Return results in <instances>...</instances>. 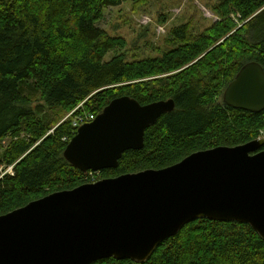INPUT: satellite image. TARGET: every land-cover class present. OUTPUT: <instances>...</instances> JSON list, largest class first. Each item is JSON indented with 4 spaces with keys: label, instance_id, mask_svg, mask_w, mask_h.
Instances as JSON below:
<instances>
[{
    "label": "trees",
    "instance_id": "obj_1",
    "mask_svg": "<svg viewBox=\"0 0 264 264\" xmlns=\"http://www.w3.org/2000/svg\"><path fill=\"white\" fill-rule=\"evenodd\" d=\"M127 1L0 0V216L95 179L162 170L264 135V111L221 102L245 64L264 69V0H220L215 25L197 35L173 28L158 57L141 59H130L126 40L99 27L107 9ZM125 96L141 105L173 99L175 110L116 169L90 175L73 167L64 157L78 130L73 120L97 118ZM93 264H264V239L245 223L200 219L145 263Z\"/></svg>",
    "mask_w": 264,
    "mask_h": 264
},
{
    "label": "water",
    "instance_id": "obj_2",
    "mask_svg": "<svg viewBox=\"0 0 264 264\" xmlns=\"http://www.w3.org/2000/svg\"><path fill=\"white\" fill-rule=\"evenodd\" d=\"M223 102L264 111V69L245 64ZM175 110L173 99L141 105L113 100L81 126L64 152L83 173L116 169L145 133ZM264 139L190 155L162 170H146L60 191L0 216V264L147 262L186 225L208 219L250 225L264 239Z\"/></svg>",
    "mask_w": 264,
    "mask_h": 264
},
{
    "label": "rangeland",
    "instance_id": "obj_3",
    "mask_svg": "<svg viewBox=\"0 0 264 264\" xmlns=\"http://www.w3.org/2000/svg\"><path fill=\"white\" fill-rule=\"evenodd\" d=\"M219 1L128 0L119 7L107 9L99 27L110 36L126 40L130 59L155 58L167 48L165 42L173 28L187 26L191 28L192 34L197 35L219 22L220 18L212 10ZM260 138L264 139V135ZM7 172L11 173L12 168Z\"/></svg>",
    "mask_w": 264,
    "mask_h": 264
},
{
    "label": "built area",
    "instance_id": "obj_4",
    "mask_svg": "<svg viewBox=\"0 0 264 264\" xmlns=\"http://www.w3.org/2000/svg\"><path fill=\"white\" fill-rule=\"evenodd\" d=\"M96 119L95 116L93 115H85L83 117L80 118H76L75 120H73V126L76 129H79L81 126L88 124V123H92L94 120ZM93 174V172H90V175ZM97 182L96 180H92L91 183H95Z\"/></svg>",
    "mask_w": 264,
    "mask_h": 264
},
{
    "label": "flooded vegetation",
    "instance_id": "obj_5",
    "mask_svg": "<svg viewBox=\"0 0 264 264\" xmlns=\"http://www.w3.org/2000/svg\"><path fill=\"white\" fill-rule=\"evenodd\" d=\"M100 181V180H99ZM98 182V181H97Z\"/></svg>",
    "mask_w": 264,
    "mask_h": 264
}]
</instances>
